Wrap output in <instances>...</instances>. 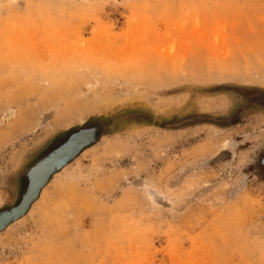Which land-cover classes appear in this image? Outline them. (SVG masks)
<instances>
[{
	"label": "rangeland",
	"instance_id": "374dc122",
	"mask_svg": "<svg viewBox=\"0 0 264 264\" xmlns=\"http://www.w3.org/2000/svg\"><path fill=\"white\" fill-rule=\"evenodd\" d=\"M89 128L0 264H264V0H0V210Z\"/></svg>",
	"mask_w": 264,
	"mask_h": 264
},
{
	"label": "water",
	"instance_id": "95a60500",
	"mask_svg": "<svg viewBox=\"0 0 264 264\" xmlns=\"http://www.w3.org/2000/svg\"><path fill=\"white\" fill-rule=\"evenodd\" d=\"M93 137H95L93 128L75 131L66 138L62 146H53L28 168L24 192L19 202L11 208L0 210V231L29 210L52 176L72 162L84 149L94 144V141H91Z\"/></svg>",
	"mask_w": 264,
	"mask_h": 264
},
{
	"label": "bare ground",
	"instance_id": "6f19581e",
	"mask_svg": "<svg viewBox=\"0 0 264 264\" xmlns=\"http://www.w3.org/2000/svg\"><path fill=\"white\" fill-rule=\"evenodd\" d=\"M96 1H97V0H96ZM101 1H103V0H101ZM105 1H106V0H105ZM68 164H69V163H68ZM68 164H67V165H68ZM64 167H65V166H64ZM64 167H63V168H64ZM63 168H62V169H63ZM62 169H61V170H62ZM59 171H60V170H59ZM57 172H58V171H57ZM55 174H56V173H55ZM262 259H263V258H262ZM260 264H261V263H260Z\"/></svg>",
	"mask_w": 264,
	"mask_h": 264
}]
</instances>
